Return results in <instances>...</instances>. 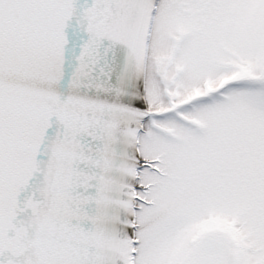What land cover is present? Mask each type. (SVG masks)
Listing matches in <instances>:
<instances>
[{
	"label": "snow or ice",
	"instance_id": "snow-or-ice-1",
	"mask_svg": "<svg viewBox=\"0 0 264 264\" xmlns=\"http://www.w3.org/2000/svg\"><path fill=\"white\" fill-rule=\"evenodd\" d=\"M0 264H264V0H0Z\"/></svg>",
	"mask_w": 264,
	"mask_h": 264
}]
</instances>
